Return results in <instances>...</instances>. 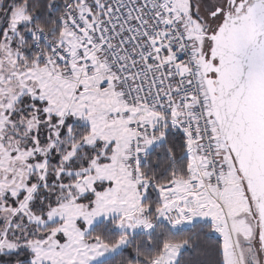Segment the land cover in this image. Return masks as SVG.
I'll list each match as a JSON object with an SVG mask.
<instances>
[{
  "label": "snow or ice",
  "instance_id": "6c2138e0",
  "mask_svg": "<svg viewBox=\"0 0 264 264\" xmlns=\"http://www.w3.org/2000/svg\"><path fill=\"white\" fill-rule=\"evenodd\" d=\"M0 264H264V0H0Z\"/></svg>",
  "mask_w": 264,
  "mask_h": 264
}]
</instances>
